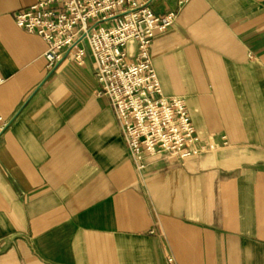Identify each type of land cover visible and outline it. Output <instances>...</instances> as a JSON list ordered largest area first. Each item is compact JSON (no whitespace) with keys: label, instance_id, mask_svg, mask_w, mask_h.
Returning a JSON list of instances; mask_svg holds the SVG:
<instances>
[{"label":"crops","instance_id":"crops-1","mask_svg":"<svg viewBox=\"0 0 264 264\" xmlns=\"http://www.w3.org/2000/svg\"><path fill=\"white\" fill-rule=\"evenodd\" d=\"M34 1L0 0V264H264V0H189L154 37L163 94L217 148L143 172L92 57L48 68L16 25Z\"/></svg>","mask_w":264,"mask_h":264},{"label":"built area","instance_id":"built-area-1","mask_svg":"<svg viewBox=\"0 0 264 264\" xmlns=\"http://www.w3.org/2000/svg\"><path fill=\"white\" fill-rule=\"evenodd\" d=\"M154 0H35L14 15L16 25L40 36L52 68L63 55L83 64L90 55L99 85L109 98L136 168L148 157L187 160L217 148L216 134L198 136L185 97H167L151 59L152 40L166 32L189 0L162 14ZM135 55H130L129 46ZM4 79L0 75V84ZM0 117V136L10 126ZM224 143L227 137L222 136Z\"/></svg>","mask_w":264,"mask_h":264}]
</instances>
